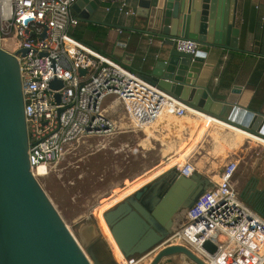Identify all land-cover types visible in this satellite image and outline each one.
I'll use <instances>...</instances> for the list:
<instances>
[{
	"label": "water",
	"instance_id": "95a60500",
	"mask_svg": "<svg viewBox=\"0 0 264 264\" xmlns=\"http://www.w3.org/2000/svg\"><path fill=\"white\" fill-rule=\"evenodd\" d=\"M245 3L138 0L130 29L172 41L197 42L195 54L173 46L167 56L156 55L147 61L145 72L137 73L200 113L264 139L263 113L217 98L200 83L211 48L264 57L261 51L238 46V11H244ZM99 4V0H75L70 8L80 21L94 22L91 17ZM61 85L58 79L49 81L51 88ZM54 97L58 101L57 93ZM28 146L19 62L0 47V264H121L99 225L100 229L87 223L78 234L71 231L33 175ZM215 185L195 169L185 176L173 166L105 208L102 218L125 260L149 256L147 264H160L183 256L193 264H206L188 247L162 244L173 232V219ZM260 186L251 191V204L243 192L237 188L236 192L264 218V186Z\"/></svg>",
	"mask_w": 264,
	"mask_h": 264
},
{
	"label": "built area",
	"instance_id": "2783aa9c",
	"mask_svg": "<svg viewBox=\"0 0 264 264\" xmlns=\"http://www.w3.org/2000/svg\"><path fill=\"white\" fill-rule=\"evenodd\" d=\"M74 1L0 0V47L19 62L30 167L37 178L45 176L82 136L112 129L102 108L107 95L118 99L141 128L162 110L175 116L189 109L199 112L71 36L69 27L79 22L70 8ZM99 1L115 2L118 14H134L128 0ZM172 43L184 53L198 49L191 39ZM52 79L62 85L49 87ZM236 168L235 161L224 165L219 182L178 214L179 223L162 245L188 247L206 264H264V218L237 195L232 181ZM178 169L188 176L194 167L186 161ZM146 259L149 256L124 260L141 264Z\"/></svg>",
	"mask_w": 264,
	"mask_h": 264
},
{
	"label": "rangeland",
	"instance_id": "374dc122",
	"mask_svg": "<svg viewBox=\"0 0 264 264\" xmlns=\"http://www.w3.org/2000/svg\"><path fill=\"white\" fill-rule=\"evenodd\" d=\"M113 101L114 96L111 94L107 95L102 101L103 112L113 122L112 129L108 133L82 136L68 147L64 155L50 168L45 176L38 177V181L65 223L76 234L84 224H91L95 228L100 226L93 218L95 208L103 202H107L105 199L113 196L116 191L121 190L117 195L126 192L123 195L124 197L136 189L132 185L136 177L147 172L144 180H150L156 177L152 176L156 172L172 165L173 162L170 164H168L169 161L163 162L170 155V143L180 138L185 140L180 134L178 120L175 121L178 123V127L174 126L175 122L172 125L168 124L170 119L176 117L180 119L181 117L162 110V113L155 120L148 125L146 124L153 131L150 132L144 125L141 128L130 120L121 102ZM230 131L233 133L235 129L231 128ZM198 133L188 149L186 148L187 145L175 146L182 148L183 151L180 154L184 156L187 153L192 154L195 143L204 134L203 132ZM242 134H240L239 142L236 137L232 141L236 144L233 143L232 148L235 149H231L230 158L226 157L224 153L217 152L218 148L227 145L209 141H204L201 144L196 156H205L206 160L212 158L215 162L217 159L220 160L219 166L216 165L220 173L224 165L232 159L235 160L240 171L243 172L248 167V174L257 175L264 165V141L251 139L253 135L249 133L244 134V136ZM241 139H243V142L239 146ZM177 142L178 145L182 144V142ZM232 142L228 147L231 148ZM218 155L222 157L224 155V158H217ZM192 159L190 162L193 165L194 161ZM174 161H177V159H174ZM129 189L131 190L128 191ZM117 195H115L114 201L123 198L119 199ZM114 201L112 204L115 203ZM147 260H144L141 264H147ZM164 262L165 264H185L188 263V260L186 258L172 261L166 259Z\"/></svg>",
	"mask_w": 264,
	"mask_h": 264
},
{
	"label": "crops",
	"instance_id": "0c3cea01",
	"mask_svg": "<svg viewBox=\"0 0 264 264\" xmlns=\"http://www.w3.org/2000/svg\"><path fill=\"white\" fill-rule=\"evenodd\" d=\"M137 1L128 0L133 11L137 7ZM107 7L109 10H107ZM72 13L75 14L74 11ZM91 18L96 22L79 20L77 25L69 27V33L75 34L82 41L93 46L98 52L134 72H145L146 68H149L147 61L153 59L156 55L165 57L173 49L171 39L133 32L130 29L133 26V15L118 14L115 2H100L98 9ZM238 18L240 29L238 46L245 47L250 51L256 49L264 53V0H246L244 11H238ZM245 37H247L246 42ZM204 50L209 49L204 48ZM208 52L210 53L205 59V63L208 65L204 64L202 67L203 76L200 83L205 85L208 91L217 98H229L241 107H248L264 114V57L243 51L217 48H211ZM116 101L119 100L114 97L113 102ZM179 117L181 118L170 119L168 124L172 125L178 120L181 128L177 126L178 123L176 122L174 126L180 129V134L187 145L196 138L201 123L203 121L208 123L206 131L199 137L192 154L186 160L190 162L194 157L192 159L194 169L217 184L220 180V172L216 166L217 164L219 166L220 160L217 158H224V155L223 157L218 155L216 162L212 158L206 160L205 156H196L199 147L204 141L227 145L226 147L221 146L222 150L218 148L217 152L224 153L226 157L230 158L231 149H235L232 148L234 138L236 137L239 142L240 134L247 135L248 133L199 112L187 110L184 115ZM231 128L235 129L233 133L230 131ZM176 130L178 129L176 128ZM243 139H241L239 146L242 144ZM251 139L264 141V139L254 135ZM230 142H232L231 148L228 147ZM229 161L235 160L231 159ZM262 170H264V165ZM237 180L235 181L236 186L239 185ZM166 259L171 261L184 260L185 257L173 256ZM166 259L162 260L160 264H165ZM185 264L193 263L188 260V263Z\"/></svg>",
	"mask_w": 264,
	"mask_h": 264
},
{
	"label": "bare ground",
	"instance_id": "6f19581e",
	"mask_svg": "<svg viewBox=\"0 0 264 264\" xmlns=\"http://www.w3.org/2000/svg\"><path fill=\"white\" fill-rule=\"evenodd\" d=\"M189 111H192V112H197V111H195V110H193V109H189ZM161 113H162V111H161ZM200 113V112H199ZM200 114H202V113H200ZM206 115V114H205ZM206 121H203L202 123H201V125L199 126L200 127V129H199V131L198 132H205L206 131V128H207V126H208V123H205ZM226 124V123H225ZM228 126H231V125H229V124H227ZM146 128H148L147 126H146V124L144 125ZM198 127V128H199ZM232 127H234V126H232ZM180 128V127H179ZM197 128V129H198ZM234 128H236V127H234ZM196 129V130H197ZM238 129V128H237ZM148 130L150 131V132H153L152 131V129L151 128H148ZM241 130V129H240ZM156 131H158V129H156ZM174 131V130H173ZM192 131V130H191ZM243 131V130H242ZM246 132V131H245ZM248 133V132H247ZM173 134V133H172ZM199 134V133H198ZM197 134V135H198ZM250 134V133H249ZM170 135H171V133H170ZM174 135V134H173ZM252 135V134H251ZM183 139H179V140H177V141H179V143L180 142H182V144H180V145H178L177 143V141H173V143L171 142L170 144H171V146H169V148H170V150H171V152H170V155L166 158V160L165 161H163L164 163H166L167 161H169V163L168 164H170V163H172V165H170L168 168H170V167H173V166H176V167H181L187 160H186V158H188L189 156H190V153L188 154L187 153V155L186 156H184V155H182V154H180V153H182V148H179V147H175V146H180V147H182V146H184V145H187V144H185V142H184V140L182 141ZM175 144H177V145H175ZM188 147H190V144L189 145H187L186 146V148L188 149ZM185 148V149H186ZM177 153H178V155H177ZM174 159H177V161H174ZM179 159V160H178ZM182 161H181V160ZM160 165V164H159ZM159 165H157V166H159ZM168 168H166V169H168ZM148 172H150V171H148ZM161 172L162 171H160V172H156L154 175H152V176H158V175H160L161 174ZM147 173V172H146ZM146 173H144L143 175H141V176H138V177H136L134 180H133V184L132 185H134V188L136 187V189L138 188V187H140L141 185H143V184H145L147 181H149V180H144V176L146 175ZM158 174V175H157ZM152 179V178H151ZM150 179V180H151ZM143 181H145V183H143ZM142 183V184H141ZM131 189H129L128 191H130ZM135 190V189H134ZM121 190H118V191H116L115 193H114V195L113 196H111L110 198H107V199H105L107 202H103V204H100V205H98L96 208H95V216H96V218H97V220H98V223H99V225H100V227H101V229H102V231H103V233H104V235L106 236V238L108 239V241H109V243H110V245H111V247H112V249H113V252H114V255H115V257L118 259V261L121 263V264H125V260H124V258L122 257V255H121V253H120V251L117 249V247H116V245H115V243H114V241H113V239H112V237H111V235H110V233H109V231H108V228H107V226H106V224H105V222H104V220H103V218H102V211L106 208V207H108V206H110V205H112V202L115 200V198H116V196L115 195H117V193H119ZM124 194H126V192H124L122 195L121 194H119V195H117V196H119L118 198L120 199L121 197H123V195ZM115 196V197H114ZM112 197H114V198H112ZM112 198V199H111ZM108 199H110V200H108ZM104 200V201H105ZM114 202H116V201H114ZM116 248V249H115Z\"/></svg>",
	"mask_w": 264,
	"mask_h": 264
},
{
	"label": "flooded vegetation",
	"instance_id": "af4514ba",
	"mask_svg": "<svg viewBox=\"0 0 264 264\" xmlns=\"http://www.w3.org/2000/svg\"><path fill=\"white\" fill-rule=\"evenodd\" d=\"M166 169H163L162 171H165ZM249 168H245V170L242 172L240 171L239 167L236 168L232 181L235 186L240 192H243V197L245 200L247 199L250 204L252 201V195L250 194L251 191H254V186L257 184L258 186L262 185L264 186V170L261 169L260 172L257 173V175H251L248 174ZM237 175V176H236ZM239 180H237V178ZM236 178V179H235ZM237 180L238 186L235 185V181ZM261 187V186H260ZM241 198V197H240ZM242 199V198H241ZM173 228L179 223L178 222V215L173 219Z\"/></svg>",
	"mask_w": 264,
	"mask_h": 264
},
{
	"label": "trees",
	"instance_id": "16d2710c",
	"mask_svg": "<svg viewBox=\"0 0 264 264\" xmlns=\"http://www.w3.org/2000/svg\"><path fill=\"white\" fill-rule=\"evenodd\" d=\"M78 23H79V22H78ZM70 35L73 36L75 39H77V40L83 42L84 44L88 45L89 47L93 48L94 50H96L93 46H91L90 44L86 43L85 41H82V40H81L78 36H76L75 34H73V33L71 34V33H70Z\"/></svg>",
	"mask_w": 264,
	"mask_h": 264
}]
</instances>
